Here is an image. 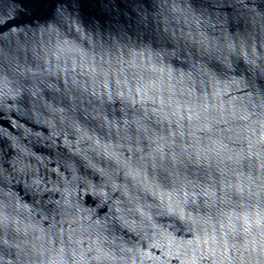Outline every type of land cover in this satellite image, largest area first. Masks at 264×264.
Returning a JSON list of instances; mask_svg holds the SVG:
<instances>
[{
	"label": "water",
	"instance_id": "obj_1",
	"mask_svg": "<svg viewBox=\"0 0 264 264\" xmlns=\"http://www.w3.org/2000/svg\"><path fill=\"white\" fill-rule=\"evenodd\" d=\"M0 264H264V0H0Z\"/></svg>",
	"mask_w": 264,
	"mask_h": 264
}]
</instances>
